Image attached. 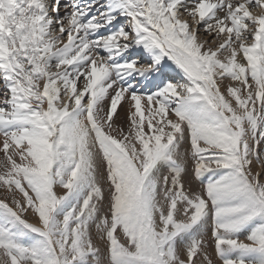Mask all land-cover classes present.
Masks as SVG:
<instances>
[{
  "label": "snow or ice",
  "instance_id": "snow-or-ice-1",
  "mask_svg": "<svg viewBox=\"0 0 264 264\" xmlns=\"http://www.w3.org/2000/svg\"><path fill=\"white\" fill-rule=\"evenodd\" d=\"M0 153V264H264V0H0Z\"/></svg>",
  "mask_w": 264,
  "mask_h": 264
},
{
  "label": "rangeland",
  "instance_id": "rangeland-1",
  "mask_svg": "<svg viewBox=\"0 0 264 264\" xmlns=\"http://www.w3.org/2000/svg\"><path fill=\"white\" fill-rule=\"evenodd\" d=\"M186 181H187V178L185 179V188L188 191H197V190H200L201 187H202L201 183L199 181H196L194 177H192L190 185ZM262 182H264V179H262ZM58 190H57V194H62L61 190H59V191ZM246 235H247V232L242 233L241 236H240V239L243 240ZM208 252H209V255H210V259L212 260V264H220V261L215 258L213 248L210 247L208 249ZM182 258H184V257H182ZM201 259H202V257H201ZM197 264H199V261H197ZM205 264H207V262H205Z\"/></svg>",
  "mask_w": 264,
  "mask_h": 264
},
{
  "label": "bare ground",
  "instance_id": "bare-ground-1",
  "mask_svg": "<svg viewBox=\"0 0 264 264\" xmlns=\"http://www.w3.org/2000/svg\"><path fill=\"white\" fill-rule=\"evenodd\" d=\"M64 2H65V0H62V3H64ZM71 2H78V3L83 4V3L85 2V0H71ZM101 2H103V0H101ZM209 39H210V37H209ZM125 107H126V106H125ZM117 124L120 125L121 127H123L125 131H127V129H128V125H127L126 122L121 123V121H120L119 119H117ZM2 156H3V153H0V158H2ZM185 179H186V178H185ZM57 190H58V189H57ZM58 191H59V190H58ZM2 196H3V193H2V191H0V198H2ZM26 218L29 220V222H32V223H36V222H37V221H36V218L33 217V216L31 215V213L26 214ZM94 242H95V240H94Z\"/></svg>",
  "mask_w": 264,
  "mask_h": 264
}]
</instances>
